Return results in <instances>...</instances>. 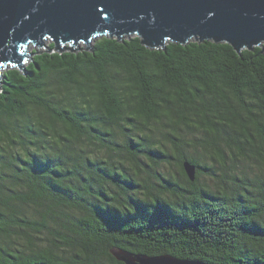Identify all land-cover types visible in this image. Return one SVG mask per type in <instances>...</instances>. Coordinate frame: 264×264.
<instances>
[{
  "label": "trees",
  "instance_id": "obj_1",
  "mask_svg": "<svg viewBox=\"0 0 264 264\" xmlns=\"http://www.w3.org/2000/svg\"><path fill=\"white\" fill-rule=\"evenodd\" d=\"M115 248L264 264V46L104 36L3 69L0 264Z\"/></svg>",
  "mask_w": 264,
  "mask_h": 264
},
{
  "label": "water",
  "instance_id": "obj_2",
  "mask_svg": "<svg viewBox=\"0 0 264 264\" xmlns=\"http://www.w3.org/2000/svg\"><path fill=\"white\" fill-rule=\"evenodd\" d=\"M138 36L150 49L192 41L228 44L238 53L264 46V0H0V72L25 69L30 44L58 49L100 37ZM191 182L197 168L186 161ZM123 264H208L164 254L148 256L113 249Z\"/></svg>",
  "mask_w": 264,
  "mask_h": 264
},
{
  "label": "rangeland",
  "instance_id": "obj_3",
  "mask_svg": "<svg viewBox=\"0 0 264 264\" xmlns=\"http://www.w3.org/2000/svg\"><path fill=\"white\" fill-rule=\"evenodd\" d=\"M53 43H54L53 40L48 39V40L45 42V47H48L50 44H53ZM91 44H93V42H92ZM85 45H86V44H84V43H80V44L78 45V47H79V48H83ZM65 46H68V45H65ZM37 48H38V46H34L33 44H30V45L28 46L27 50H26L27 56L30 57L31 54H32V52H33V50H34V49H37ZM27 64H28V61L25 63V66H26ZM0 75H1V74H0Z\"/></svg>",
  "mask_w": 264,
  "mask_h": 264
}]
</instances>
